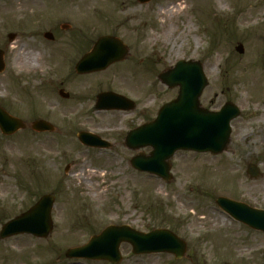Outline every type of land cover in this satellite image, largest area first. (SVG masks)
Returning a JSON list of instances; mask_svg holds the SVG:
<instances>
[{"label":"rangeland","instance_id":"1","mask_svg":"<svg viewBox=\"0 0 264 264\" xmlns=\"http://www.w3.org/2000/svg\"><path fill=\"white\" fill-rule=\"evenodd\" d=\"M177 5L187 10L161 14ZM191 27L200 31L198 45ZM68 31L79 33L84 50L115 35L129 55L104 72L78 75L69 65L75 40ZM0 49L6 62L0 106L28 125L43 119L55 127L53 133L0 131V229L43 196L55 199L50 235L0 240V264H113L66 257L111 225L168 229L187 245L185 257L176 259L135 255L123 243L118 264H264V233L216 203L225 197L264 210V0H0ZM180 60L203 63L205 108L219 111L231 102L241 115L231 124L226 153L178 152L170 162L173 179L165 182L131 167L133 157L152 149L132 151L125 138L177 98L178 88H168L159 74ZM108 90L136 109L95 112L97 95ZM81 132L112 147H87ZM250 164L260 178L248 176Z\"/></svg>","mask_w":264,"mask_h":264},{"label":"water","instance_id":"2","mask_svg":"<svg viewBox=\"0 0 264 264\" xmlns=\"http://www.w3.org/2000/svg\"><path fill=\"white\" fill-rule=\"evenodd\" d=\"M138 1L146 3L151 0ZM10 38L13 39L14 36L11 35ZM46 38L53 39V36L46 34ZM237 51L243 54L244 47L238 46ZM127 55L128 49L120 40L102 38L93 51L80 61L77 70L80 74L102 71L111 64L124 60ZM4 70V52L0 50V73ZM159 78L169 88L179 87L178 98L162 107L155 121L131 131L125 144L132 150L152 147L150 156L139 154L131 160V165L139 171L155 174L169 182L172 179L170 159L177 151L191 150L213 154L225 152L230 143V123L240 116V111L231 103H227L220 112H209L201 107L200 97L208 81L199 62L180 61L174 69L162 73ZM134 107L133 102L122 96L105 93L98 96L95 109L133 110ZM28 127L37 132L55 130L47 121L39 120L28 125L0 108V130L4 135H13ZM79 139L87 146L111 147L110 143L90 133H80ZM248 174L253 179L261 176L259 169L252 164L249 165ZM217 204L235 219L256 230L264 231V211L226 198H219ZM53 205L54 197H43L28 212L6 223L0 231V240L19 234L47 238L53 229ZM123 242L130 243L135 254L168 252L177 259L184 257L187 249L184 241L167 230L144 234L127 226H111L101 235L93 237L87 245L70 249L67 257L118 263L121 261L119 248Z\"/></svg>","mask_w":264,"mask_h":264},{"label":"flooded vegetation","instance_id":"3","mask_svg":"<svg viewBox=\"0 0 264 264\" xmlns=\"http://www.w3.org/2000/svg\"><path fill=\"white\" fill-rule=\"evenodd\" d=\"M68 34H72L73 39L75 40V45H72L71 48V53H70V59H69V65L71 66L72 71L76 70V65L78 63V61L81 59V57L86 54L88 51H90L92 49V47L95 45L94 42L91 41L90 45L88 48H86L85 50L83 49V46L80 45V40H82V37H79V33H74L72 31H68L65 32ZM110 36L116 37L115 35L109 34ZM75 36V37H74ZM79 42V44H78ZM109 91V90H108ZM111 91V90H110ZM106 92V91H105ZM70 96L68 98H65L66 100L69 99ZM93 110H94V106H93ZM96 112V111H95ZM106 112V111H105Z\"/></svg>","mask_w":264,"mask_h":264},{"label":"bare ground","instance_id":"4","mask_svg":"<svg viewBox=\"0 0 264 264\" xmlns=\"http://www.w3.org/2000/svg\"><path fill=\"white\" fill-rule=\"evenodd\" d=\"M181 5H177V6H174V7H169L168 9L164 10V12H162L161 14H168L170 17L175 16L177 14H182V13H184L187 10V7H183ZM189 20L191 21L192 18H190ZM189 32L193 33L195 43H196V45H198L199 42L201 41V36L199 35L200 31L192 28V29H190ZM84 172H85V169H82L83 176H84Z\"/></svg>","mask_w":264,"mask_h":264}]
</instances>
